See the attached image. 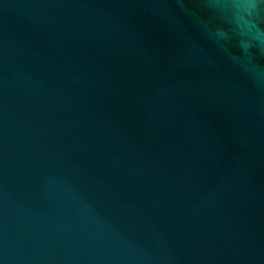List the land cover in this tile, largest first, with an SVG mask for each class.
Masks as SVG:
<instances>
[{
    "label": "water",
    "instance_id": "1",
    "mask_svg": "<svg viewBox=\"0 0 264 264\" xmlns=\"http://www.w3.org/2000/svg\"><path fill=\"white\" fill-rule=\"evenodd\" d=\"M0 264H264V0H0Z\"/></svg>",
    "mask_w": 264,
    "mask_h": 264
}]
</instances>
